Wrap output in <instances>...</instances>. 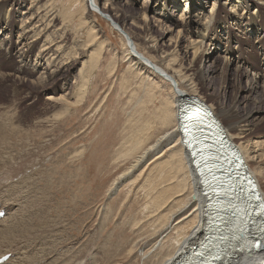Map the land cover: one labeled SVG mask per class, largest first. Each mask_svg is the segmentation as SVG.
Segmentation results:
<instances>
[{"label":"rangeland","instance_id":"rangeland-1","mask_svg":"<svg viewBox=\"0 0 264 264\" xmlns=\"http://www.w3.org/2000/svg\"><path fill=\"white\" fill-rule=\"evenodd\" d=\"M5 1L10 3L4 16H8L11 11L12 21L9 28L0 20V175L14 171V176L20 180L33 168L39 169L30 178L33 177L38 189L52 199V207L44 208L42 219L50 221L60 218L58 223L62 224L57 228L47 227L49 229L46 230L42 227L38 230L39 237L42 238L51 229H56L54 236H58L54 240H57L58 246L53 256L43 257L51 247L45 251L42 246L22 238L21 243L18 241L21 249L17 251V264L27 261L29 264H37L41 259L40 264H52L59 258L61 261L67 259L63 261L65 263L76 264L71 258L73 253L83 255L85 264H94V258L99 264H165L177 231L169 233L164 244L159 243L154 249L151 245L161 242V238L152 241L151 233L158 219L164 215L163 212L156 211L154 204L163 201L164 197L160 195L166 189L162 179L172 161L170 154L159 161H156V157L163 149L166 151L171 141L164 144L161 151L155 149V152H151L149 159L132 175L128 174L120 180L118 177L126 173L135 161L134 157L140 153L135 149V140L140 136L143 138L149 128L161 133L165 102L174 98L171 83L164 84L160 80L161 75L156 77L148 66L151 72H146L145 68L140 72L134 71L132 62H128L126 58V47L123 44L125 36L112 28L111 19L109 22L93 11L86 14V18L97 29L95 43L87 44L90 46L85 52L83 47L77 53L72 51L77 47L76 43L84 41L83 34L86 31L80 26L81 15L78 12L83 2L71 9L74 15L70 19L62 17L73 0H56L54 3L52 0H45L42 3H52L48 11L54 8L51 12L58 14V27L51 29V33L46 36L50 34L56 44L61 40L60 34L65 32L68 42L65 52L59 54V59L55 62L49 56L37 57L40 48L47 46L43 38L31 57L25 59L30 40L26 42L19 38L20 29L27 25L26 13H29V22L34 19L37 23L38 17H35L36 14L31 16V10L34 9L32 0ZM145 1L116 0L114 6L118 8V13L110 11L116 21L122 16L127 18L123 27L134 36L141 37L138 39L141 53H144L142 34L145 24L138 17ZM169 1L173 5L174 1ZM148 5L149 3L145 6ZM256 6L252 5L249 12L251 15L257 13ZM173 7L177 8L175 15L173 13L167 16L170 21L165 23L166 26L159 25L161 20L154 13L150 15L149 33L152 38L157 39L158 47L162 49L160 51H175L184 68L189 69L193 66L191 63L194 57V50L188 43L192 35L179 39L175 45L170 43V35L165 38V32L167 27L173 28V24H170L181 17L180 13L187 14L188 19H194L195 15V18L205 22V15L211 7L208 10L206 7L201 9L199 4L188 6L186 2ZM225 10L218 9L217 16L221 18V23L216 21L212 25L214 31L204 44L207 51L203 66L204 80H200L199 76H192L196 92H190L191 95L185 97L189 101L198 99L207 106L208 99L213 97L225 110L237 104L239 117L248 114L252 116L250 127L245 129L247 132L245 131L241 141L247 147L250 162L260 171L259 180L264 183V30L263 26H258L253 33L246 21L240 20L244 24L236 21L237 18L229 17ZM247 14L243 10L239 12V16L247 17ZM260 16L257 18L259 25L263 23L264 12ZM258 34L260 38L257 37ZM103 44L105 45L102 47ZM54 51L57 53L56 47L52 48V54ZM157 54L152 56L161 60L160 57L163 56L161 53ZM91 59V65L84 63ZM83 65H86V75H90L87 96L83 103L71 106L69 103L78 99L81 84L79 73ZM41 78H45V81ZM151 90L153 91L150 92ZM61 97L67 98L68 102L60 99ZM66 107H70L71 111L63 119L55 120ZM177 113L178 108L174 109V125L178 121ZM16 117L21 120L17 121ZM17 130L21 133H17ZM156 132L157 138L159 134ZM191 164L195 166L193 160ZM9 186L10 181L0 177V208L5 213L0 221L10 216L8 226L12 225L11 222H17L24 214V204L5 194L4 191ZM2 204L9 208V216ZM183 215L178 218L175 216L173 220H178ZM176 223L177 221L174 222ZM7 225L0 229L8 227ZM149 241L152 243L148 244ZM5 252L9 250L3 249L2 253ZM6 256L13 259L15 255Z\"/></svg>","mask_w":264,"mask_h":264},{"label":"bare ground","instance_id":"bare-ground-1","mask_svg":"<svg viewBox=\"0 0 264 264\" xmlns=\"http://www.w3.org/2000/svg\"><path fill=\"white\" fill-rule=\"evenodd\" d=\"M44 1L45 0H32V8L34 9L32 10L30 9L32 11L31 16H34L36 14L35 17H38L37 19L38 21L37 23H35V20L31 19V21L29 22L28 21L30 17L28 16L29 13H26L27 21L25 22L27 25H25L24 23L22 24V25H25V27L23 26V28L20 29L19 38L23 39L26 42L30 40V42L28 43L27 50L25 49L26 50L25 55H24L25 59L31 57V54L34 52V49L39 45L40 40L44 38L43 42H46L47 46L40 48L39 53H38L39 55L37 57L39 56L48 57L49 56L52 62H55L57 59H59V54L64 53L67 48L68 42L65 39L67 36L65 32L60 34L59 39L61 40L59 43H56V44L54 42L55 40H52V38L50 37L51 36L50 34L46 36L47 33H51L50 32L51 29L58 27L57 25L58 14L56 15L57 12L52 13L54 11V8L51 9L52 12L48 11V9L50 8L49 5L52 4L49 2L51 0H49L47 3H44L43 5L42 3ZM52 1L54 3L56 0H52ZM115 1L116 0H73L70 7L67 8V11L64 10L66 11V14H64L62 17L63 19L67 17L70 19V17L74 15V12L71 9L76 8L77 6H79L78 4L80 2H83V5L78 10V12L81 15L79 16L80 21H81L80 26H83L86 31L83 34L84 41H82L81 44H79V42L76 43L77 47H75V49L72 50L75 53H77V50L81 49L82 47L85 48L84 52L87 51L88 47L92 45V43H95V40L98 37V32L95 27V24L93 25L89 23V20H87L86 18V14H89L90 11H93V12L101 14L109 22H111L112 20L113 22L112 28L115 29L116 31L122 32L121 35L123 37L125 36L126 40H124L123 44H124V47H126V54H127L126 58L128 62H132L131 67L134 69V71L140 72L143 70V68H145L144 70L146 72H151L153 70L156 73H154L153 71L152 73L156 77L159 78V76L161 75L160 80L164 82V84L165 82L168 84L171 83L170 88H171V92L173 93L174 98L170 102L165 100L166 101L165 102L166 107L164 108L165 116L163 117V129L161 133L159 134L158 130L152 131L149 128L147 129V132L143 138L140 136V138L138 139L139 136L137 137L138 140H135L137 142V144L135 145L136 146L135 149L140 151V153L138 156L134 157L133 160L135 161L132 163V166H130V168L126 170V173H122L118 177L119 178L118 180H120V178H123L124 176L128 174L132 175L133 172L137 171V169H139L141 165H143V163L147 159H149V157L152 154L151 152H155L157 150L161 151V148L163 147V145L171 141L169 143V145L170 144L171 145L166 148V151L165 149H163L161 152H159V155H157L156 157V161H159V160H162L164 156H166L167 154H170L172 161H171L170 166L165 170V177L162 179V181H164L163 185H165V189H166L160 195L161 197H164L163 201L161 200L160 202H156L154 204L155 209L157 208L156 211L163 212L164 215H161L160 219H158L160 222L159 221L156 222L157 224L154 226L155 229L151 233V237H153L152 241H155V239L161 238V242H157L156 244H153V246L151 245L152 249L156 248L157 244L159 243L160 245L164 244L163 242L165 241L166 236H168L169 233H172L174 230L175 232L177 231L174 244L172 245L169 251L171 252L169 253L170 254L169 259L165 262V264H176L182 261L184 257L186 258L187 254L190 253L191 250L196 248L201 243L205 242L206 239L215 241L219 236V231L224 228V230L226 231L225 239L226 241H228L229 248H231V251L232 249L239 250V253L235 254L232 257L233 260H229L228 264H264V252H260L259 250L257 251L254 250V248L251 247L249 244L250 241L248 240L249 239V234L247 232L248 229L245 231L244 236L241 239L237 240V238H240L239 236L244 227L243 226L244 221L240 219V216L248 220L247 214L245 213L244 209L243 211L240 209V214L239 213L235 214V218L237 221L236 220L229 221V220H225L221 218L215 222V231L213 232L209 231V228L211 224L213 223L212 220L215 219V216L211 215V212L208 211L209 202H208V199L205 197V190H204V187H208V185H207L206 180H202L200 178L197 170H195L194 168V165L191 164V160H193V158H192V154L190 153V151H192V147L194 146L195 142L198 140L199 130H196L195 133L193 134L184 133V135H189V140H190L189 143L187 142L188 138L184 140L185 137L182 136L180 132L181 130L179 131V128L181 126L180 124H182L181 120L184 119V117L181 116L183 113L182 109L183 110L185 108L187 109L189 105L192 107H195L194 106L195 104H196V107H199V105H202L200 104V102H197L198 99L194 98L191 101H189L190 99L186 98L185 95H191L190 92L192 93L196 92L193 89L194 87H193V79L191 78L192 76H199L200 80H204L205 73L203 71V66L205 64V56L207 54L206 47H204V44L206 42L207 37H210V35H212L214 31L213 26L215 22L217 21L216 23L218 24L221 23L220 22L221 18L217 16L218 9L220 8H222L223 10L227 9L225 10V12L228 14L229 17L233 19L237 18L236 21L241 22L240 21L241 19L244 22L246 21V24H248L251 30L253 29L252 32L255 33L256 27L258 26L259 27L263 26L262 29L264 30V20L261 25H259L257 22V18H260L261 17L260 14L264 12V0H173L174 1L173 5H179L180 2H186L188 6L199 4L200 6H202L201 9H203V7H206V9L208 10L209 7H211L210 8L211 10L205 15V19H204L205 22H203L202 19L195 18V15H194V19H188L187 14L180 13L181 17L179 19H174V23L170 24V25L173 24V28L167 27V30L165 32L166 33L165 38H167L170 35L171 38L169 39V41L170 43H174L175 45L177 44L179 39L181 38L184 39L185 37L192 35L190 36L191 41H189L188 43H190L191 48L194 50V53H193L194 57L192 59L193 62L191 63L193 64L194 67L192 66L189 69L184 68V64L182 60L181 61L179 60L178 56L174 53L175 51H173L172 53L160 51L162 49L161 48L159 49L158 43L156 41L157 39L155 40L154 38H152L149 33L151 29H150L148 22H149L151 14L154 13V15L162 21V22L161 21L159 22V25L161 27L163 25L166 26V24L169 23L170 20L169 19H168L169 21L167 20V16L173 15L175 9H177L176 7H173V5H170L169 0H153V1L146 0L142 4V7L140 9L141 18L138 17V19H141V21L144 22L145 24L144 32L142 34L144 37L142 38V40H144L143 41L144 53H141L139 50L140 44L138 42V39H141V37L139 38V37L134 36L133 34L127 32L123 27L127 21V18L122 16L119 19V21L118 20L116 21L115 20L116 18L114 17L115 18L114 19L112 17V14L110 11L115 12L116 14L117 9H118L117 7L114 6ZM9 3L10 2H6L5 0H0V20H1V23L5 24L6 27L10 28L11 21H12L10 17L11 11L8 13V16L7 14L4 16L6 7L8 6ZM148 3L149 5L145 6ZM216 5L219 7H216ZM252 5L253 6L257 5L256 6L257 13H254L251 15L249 12H250ZM242 10L244 11V13L248 12L247 17H245L244 15L239 16V12ZM65 23H67V21ZM241 23L244 24L243 22ZM63 30L64 28L62 29V31ZM193 35L195 36V38H193ZM257 37L260 38V35L258 34ZM87 44H90V45H87ZM104 45L105 44H103L102 47ZM262 46L264 47V43L262 44ZM53 47H56L57 53H55L54 51V53L52 54ZM157 53H161V56H163V57H160L161 60H158L157 57L152 56V55H156ZM90 61H92V59L84 63H86V65L87 64L91 65L92 63ZM86 65H83V68L80 69L79 75L81 79V84L79 87V91L77 93L78 99L73 102L71 101L69 103L71 106L72 105L77 106L78 104L83 103V101L85 100V97L87 96L86 88L89 85L90 75L88 76L86 75ZM147 66L151 68L152 70L147 68ZM225 70L227 71V69ZM84 76H87V77L84 78ZM225 77H227V75ZM41 79H44L43 81H45V78H41ZM152 91L153 90H151L150 92ZM60 99L68 102L67 98L61 97ZM208 100H207L208 101L207 103L209 104V106L207 110H210L211 112H213L214 121L218 123V120L220 119L223 122V124L226 125V127L223 125L224 126L223 129L225 130V135H226L224 142L226 143L228 150H230L233 154L234 165H236L237 167H247L248 166L249 173L255 179L257 186H258V190L262 194L263 199H264V183H262L261 180H259L258 178V175H260V171L258 172L257 168H255V166L250 162L249 160L250 157L247 152L248 150L246 149L247 147L241 141L244 139L243 135L245 134V131L247 132V130L245 129H248L250 127V123H251L250 119L252 116L248 114L246 116L239 117L237 115V112H238L237 104H233L232 108H230L229 110H225L222 108L219 101L217 102L215 98L210 97V99ZM202 107L204 106L202 105ZM176 108H178V113H177L178 121H177V124L174 125L173 117L175 116L174 109ZM195 110L196 108H193V112ZM69 111H71L70 107L64 108L63 112L58 114V117H55V120L63 119L64 116H66V114L69 113ZM161 112L163 113V111ZM179 116H180V119H179ZM188 118H189V114L187 115V117H185L184 121L188 122ZM199 119L204 120V117L200 116ZM206 119L207 121L210 120V118H206ZM16 120L18 121L21 119L16 117ZM185 122L184 124L186 125V128H185L186 130L188 129L189 125ZM52 123H53V120H52ZM210 124L212 125L213 129H215V134H218L219 132L223 133L224 130L219 125V123H218L219 128H216L213 122H211ZM17 131H18L17 133H21V131L19 130ZM154 132L159 134L157 138ZM154 138L156 139L154 140ZM186 143L188 144V146L186 145ZM180 144L182 145L179 148ZM246 160L248 161V163ZM37 167H39V165ZM196 169L199 170L201 168L196 166ZM38 170L39 169L35 170L33 168L30 173L26 174V177H23V179H20V180H18L17 177L14 176V171H11V173H8L7 175H4V174L0 175V177H3L5 181H10V186L7 187L6 191H4L5 194L8 197L13 198L14 201L20 202L22 203V205L24 204L23 211L21 208H19L20 211L24 212V214L21 213L22 214V216L20 215L21 218L19 220L16 219V221L17 220L18 221L15 223L11 222L12 225L10 226L7 225L8 221L11 219L9 218L10 217L9 208L6 205L2 204L3 205L2 208L7 211V215L9 217H6L4 220L0 221V228L1 226L5 224L8 226L4 229H0V259L8 254H12V256L15 255L13 259L12 257H10L9 259H6L2 264H17L16 256H17V251L21 249L19 247V245H21L19 244V242L21 243L22 238L28 239L29 241L31 242L33 241L37 245L42 246L43 250L45 251L51 247V249L48 250L49 253L44 255L43 257L53 256V254L55 253V250L57 251V246H58L56 242L57 240L56 241L54 240L55 237L58 236V234L54 236L56 229L55 230L51 229L50 233H47V235L42 238L39 237V234H38L39 233L38 230L42 227L43 229L48 230L49 228H57V226H60L61 224V223L60 224L58 223V220H61L60 218L51 219L50 221H44L42 219L41 214L44 208L50 206V209H51L52 206H51L50 201L52 199L50 200V197L45 195L46 193H44V191H42L40 188L38 189L36 182L35 181L33 182V179H34L33 177L30 178L32 174L34 175L35 174L34 172H37ZM13 179L15 180L17 179V180L15 181ZM157 200H159V198ZM236 203L237 205L243 204L241 201H238ZM221 207L225 209L230 208L228 203L224 204ZM52 214L53 213L51 212V215ZM182 214L184 215L180 219L175 220L177 221V223L174 224L175 221L173 220V218L175 216L176 218H178V216ZM15 215H17V213H15ZM235 227H236V230H234ZM235 233H238L236 237H234ZM170 236L168 238H171ZM152 241H149L148 244L152 243ZM58 242H59V239H58ZM262 245L264 246V240H263ZM221 246L222 245H220V247ZM3 249L9 250V252L2 253ZM156 251L157 250H155V252ZM82 256L83 255H78V254L73 253L71 255L73 263L76 262V264H85L84 258ZM93 256H90V257L92 258ZM31 258L33 257L31 256ZM31 258H28V259L30 260ZM41 258H42V255H41ZM69 259L70 258H68V261H71V259L70 260ZM61 260H62L61 258H59V260H56L55 261L56 264H68V262L67 263L63 262L67 259L63 261ZM30 261L33 262L32 259ZM40 261H42V259L37 261V264H40L39 263ZM28 262L29 261H27L26 263H19V264H29ZM55 262H53L52 264H55ZM92 262L94 264L100 263V262H97L95 258L92 259ZM88 263L90 264V262Z\"/></svg>","mask_w":264,"mask_h":264},{"label":"water","instance_id":"water-1","mask_svg":"<svg viewBox=\"0 0 264 264\" xmlns=\"http://www.w3.org/2000/svg\"><path fill=\"white\" fill-rule=\"evenodd\" d=\"M113 24V23H112ZM184 108V107H183ZM182 111H183V113H182V117H184V119H185V117H187V115L188 114H193V107L192 106H190L189 105V107L186 109H182ZM184 119L183 120H181V122H182V124H180L181 126H180V130H181V133H182V136H184L185 137V139L184 140H186L187 138H188V140H187V142L189 143L190 142V140H189V135H184L183 134V132H184V130H185V128H186V125L184 124ZM182 127V128H181ZM217 136H218V134H217ZM218 144L219 145H217V148L215 149V154L216 155H219L220 153H222L223 152V154L227 157V156H229L228 155V153H229V150H228V148H227V145H226V143H224V142H220L219 140H218ZM186 145L188 146V144L186 143ZM190 146V145H189ZM192 152V154H193V160H194V162L195 163H197L196 165H197V167H199L200 165L202 166L204 163H205V161L206 160H204V156H203V153L205 152L204 151V149H200L199 151H195V154H194V151H191ZM227 159L228 160H231V158H229V157H227ZM214 161H215V159H214ZM214 161H212V159H210V162L209 163H212V162H214ZM213 165H215L214 163H213ZM200 166V167H201ZM206 173V172H205ZM204 172H201L200 171V175L202 176V180H206L207 178H208V174H206V175H204L205 174ZM207 181V180H206ZM213 180L212 179H210V180H208L207 181V183H209V182H212ZM248 186H249V192H250V200H251V202H252V204H251V206L253 207V212H255L254 213V217H252L251 216V214H249V218H248V220H251V221H253L254 223H255V225H256V227H255V231H254V235H255V237H254V239L253 240H251V242H249V244H250V246H252V244H254L256 241H260L261 242V244H263V240H264V215H261V214H259V204L263 201V199H262V196H261V194L259 193V191L257 190V188L255 187V184H250V183H248ZM205 193L207 194L208 193V190H205ZM210 194V193H209ZM257 195H259L260 197H261V200H257V199H255V196H257ZM210 196V195H209ZM226 203H228V202H226ZM229 204V206H230V208H227V209H229V210H231V211H233V210H235L233 207H232V205L230 204V203H228ZM222 205V204H221ZM216 207H218L219 209H218V211H215V213H221L220 212V210L221 209H223L222 207H219V206H213V208H211L213 211L215 210V208ZM227 209H223V211H225V210H227ZM209 211V210H208ZM210 212V211H209ZM227 213H223V215L225 216ZM228 215H230V214H228ZM223 216V217H224ZM223 219H225V220H227V218H223ZM240 225V224H239ZM234 230H236V227L234 228ZM236 235V234H235ZM254 248V250H259L260 252H264V246L262 245L261 247H259V248H257V247H253Z\"/></svg>","mask_w":264,"mask_h":264},{"label":"snow or ice","instance_id":"snow-or-ice-1","mask_svg":"<svg viewBox=\"0 0 264 264\" xmlns=\"http://www.w3.org/2000/svg\"><path fill=\"white\" fill-rule=\"evenodd\" d=\"M249 198H251V197H249ZM255 199L261 200V197L259 195H257V196H255ZM259 214L264 215V201H262L259 204ZM253 246L259 248L262 246V244L260 241H256Z\"/></svg>","mask_w":264,"mask_h":264}]
</instances>
